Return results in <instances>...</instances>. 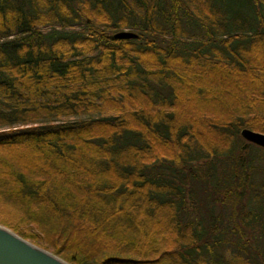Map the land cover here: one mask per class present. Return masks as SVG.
<instances>
[{
    "label": "trees",
    "instance_id": "trees-1",
    "mask_svg": "<svg viewBox=\"0 0 264 264\" xmlns=\"http://www.w3.org/2000/svg\"><path fill=\"white\" fill-rule=\"evenodd\" d=\"M242 128L264 0H0V224L65 262L264 264Z\"/></svg>",
    "mask_w": 264,
    "mask_h": 264
},
{
    "label": "water",
    "instance_id": "water-1",
    "mask_svg": "<svg viewBox=\"0 0 264 264\" xmlns=\"http://www.w3.org/2000/svg\"><path fill=\"white\" fill-rule=\"evenodd\" d=\"M130 30H119L111 38H135ZM241 137L253 144L264 147V133L248 128L239 131ZM0 264H69L48 250L35 245L0 224Z\"/></svg>",
    "mask_w": 264,
    "mask_h": 264
},
{
    "label": "rangeland",
    "instance_id": "rangeland-1",
    "mask_svg": "<svg viewBox=\"0 0 264 264\" xmlns=\"http://www.w3.org/2000/svg\"><path fill=\"white\" fill-rule=\"evenodd\" d=\"M261 166L264 168V162H262V165Z\"/></svg>",
    "mask_w": 264,
    "mask_h": 264
}]
</instances>
